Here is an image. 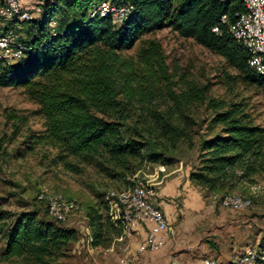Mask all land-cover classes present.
<instances>
[{"label": "trees", "instance_id": "16d2710c", "mask_svg": "<svg viewBox=\"0 0 264 264\" xmlns=\"http://www.w3.org/2000/svg\"><path fill=\"white\" fill-rule=\"evenodd\" d=\"M103 1L45 0L40 16L29 20L39 28L38 37L25 41L32 51L17 63L0 62V87H27L44 118L39 140L55 148L56 158L69 170L91 165L108 177H126L181 142L194 147L197 122L187 110L206 98L208 87H191L175 102L155 100L152 87L169 81L161 46L150 41L138 60L118 53L147 33L170 26L264 86L248 63L247 49L221 22L224 15L233 21L244 10L241 0H111L133 6L119 26L111 17H91ZM208 105L214 110L211 125L221 128L201 139L199 164L190 179L205 197L224 196L264 175V127L252 124L239 103L227 106L210 99ZM86 217L94 247L110 243L109 227L113 235L122 232L120 222L101 208L88 210ZM4 219L0 215V222ZM59 222L41 219L35 211L20 214L9 226L4 258L57 262L79 239L77 229Z\"/></svg>", "mask_w": 264, "mask_h": 264}, {"label": "rangeland", "instance_id": "374dc122", "mask_svg": "<svg viewBox=\"0 0 264 264\" xmlns=\"http://www.w3.org/2000/svg\"><path fill=\"white\" fill-rule=\"evenodd\" d=\"M29 20L1 19L0 23H5L6 26H2L4 30L14 28L23 41L32 42L38 37L39 28ZM15 24L18 26H13ZM55 25L53 22L52 26ZM150 41L161 46L169 75V81H160L152 87L155 100L175 102L189 94L194 86L199 89L208 87V92L206 98L191 104L187 110L197 122L194 147L181 142L176 149L163 152L159 159L147 161L133 175L111 178L91 165H81L78 172L69 170L56 158L57 150L39 140L44 130V118L39 103L27 87H0V215L5 217L0 222V264H32L25 259H6L4 253L9 226L20 214L35 211L39 218L51 220L45 204L37 198L42 190L75 199L78 204L77 211L58 225L77 229L79 239L52 264H99L105 261L104 252L88 250L87 240L90 246L93 245L90 238L87 239L86 212L101 208L111 219L106 192L130 187L137 177L145 178L142 171L150 172L161 167L169 169L181 164L190 166L193 171L199 164L201 139L221 128L220 125H211L214 110L208 105L210 99L222 101L227 106L239 103L252 124L264 127V86L251 82L245 72L194 38L184 37L168 26L143 35L131 49L118 53L138 60L140 51ZM247 184L238 186L236 190L252 195L253 206L242 210L213 204L211 198L214 194L205 197L203 192L207 204L212 205L218 215V221L212 227L209 223L203 225L207 233L201 242L209 247L197 255L201 259L214 257L220 264L237 263L246 247L264 246V175L258 177L257 183ZM251 185H258L257 194L252 193ZM113 234L109 227L110 239Z\"/></svg>", "mask_w": 264, "mask_h": 264}, {"label": "built area", "instance_id": "2783aa9c", "mask_svg": "<svg viewBox=\"0 0 264 264\" xmlns=\"http://www.w3.org/2000/svg\"><path fill=\"white\" fill-rule=\"evenodd\" d=\"M224 2L226 0H219ZM244 10L235 13L233 21L227 15L221 22L228 25L229 31L247 49L248 63L259 78L264 81V0H241ZM133 12V6L121 5L106 0L94 7L91 17H111L115 24L122 23ZM32 18L22 0H0V20L25 21ZM219 32V26L213 28ZM33 47L23 41L14 28L0 32V62L14 64L26 58ZM252 193L257 194L258 185L251 186ZM158 189L146 178L137 177L128 188L116 191L109 190L105 194L109 215L112 220L119 221L125 232L129 233L135 220H146L150 223L147 236L139 245L140 252L158 250L167 244L174 234L164 210L155 203ZM37 198L43 202L49 215L56 221H66L78 209L75 199H69L61 194L40 191ZM213 204H221L234 210H242L253 206L252 195L230 193L224 196L214 194ZM238 264H264V246H248L239 257ZM121 264H130L126 258ZM202 264H220L214 257H205Z\"/></svg>", "mask_w": 264, "mask_h": 264}, {"label": "crops", "instance_id": "0c3cea01", "mask_svg": "<svg viewBox=\"0 0 264 264\" xmlns=\"http://www.w3.org/2000/svg\"><path fill=\"white\" fill-rule=\"evenodd\" d=\"M44 1L22 0V4L31 12V19H34L40 16ZM0 24L1 32L5 29L2 26L6 25ZM191 171V167L184 164L169 169L161 167L150 172L142 171L145 178L156 185L158 196L155 203L164 210L174 229V234L169 237L165 247L140 252L139 245L145 240L150 223L143 219L135 220L129 233L122 228L121 234L114 235L105 247L90 246L87 240L89 251L105 253V261H100L99 264H121L123 257L130 264H202V259L197 255L209 247L201 242L207 233L204 226L209 223L212 227L218 221V215L213 211V206L207 204L203 190L190 179ZM86 234L89 239L88 225Z\"/></svg>", "mask_w": 264, "mask_h": 264}]
</instances>
